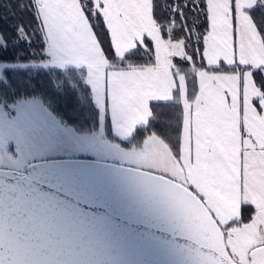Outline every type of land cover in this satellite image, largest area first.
<instances>
[{
    "label": "snow or ice",
    "instance_id": "snow-or-ice-1",
    "mask_svg": "<svg viewBox=\"0 0 264 264\" xmlns=\"http://www.w3.org/2000/svg\"><path fill=\"white\" fill-rule=\"evenodd\" d=\"M164 7V0H32L48 61L90 87L121 133L147 130L150 102L180 108L174 136L152 131L127 155L144 190L195 241L194 264H264V0L173 6L170 19L194 8L207 24L201 37L193 18L187 39L175 35L186 22H164ZM190 50L203 58L199 67ZM141 51L151 62L133 61ZM87 261L75 228L0 187V264Z\"/></svg>",
    "mask_w": 264,
    "mask_h": 264
},
{
    "label": "water",
    "instance_id": "water-1",
    "mask_svg": "<svg viewBox=\"0 0 264 264\" xmlns=\"http://www.w3.org/2000/svg\"><path fill=\"white\" fill-rule=\"evenodd\" d=\"M0 187L75 228L87 264H194L195 241L143 188L139 167L100 157L0 166Z\"/></svg>",
    "mask_w": 264,
    "mask_h": 264
},
{
    "label": "trees",
    "instance_id": "trees-1",
    "mask_svg": "<svg viewBox=\"0 0 264 264\" xmlns=\"http://www.w3.org/2000/svg\"><path fill=\"white\" fill-rule=\"evenodd\" d=\"M186 2L189 0H164L165 7L161 13L164 22L180 25L182 20L185 21L184 28L175 35L187 39L184 33L193 31L191 20L195 18L201 26L194 30L202 37L206 34L207 24L202 15L195 16L194 8L184 9L183 17L175 15L174 20L170 19L173 17V6ZM261 14H264V9H258V15ZM38 25L32 0H0V62L9 63L0 77V102L10 103L21 97L40 96L61 119L76 129L94 130L99 123V110L92 98L90 87L83 86L82 80L62 73L56 66L36 63L46 56L45 43L37 31ZM191 47L202 50L203 46L192 44ZM189 55H193L197 67L203 63V58L191 50ZM132 59L134 62H146L152 58L140 52ZM178 64H181L179 60ZM181 66L188 67V64L184 62ZM152 106L153 116L147 130L139 127L136 135L144 137L155 131L165 139L174 136L173 126L177 122L180 108L168 102H153ZM241 219L248 222L246 216L242 215Z\"/></svg>",
    "mask_w": 264,
    "mask_h": 264
},
{
    "label": "rangeland",
    "instance_id": "rangeland-1",
    "mask_svg": "<svg viewBox=\"0 0 264 264\" xmlns=\"http://www.w3.org/2000/svg\"><path fill=\"white\" fill-rule=\"evenodd\" d=\"M103 36L107 41L108 34L104 32ZM44 53L45 58L36 63L55 66L48 61L45 48ZM144 54L147 55V53ZM149 62L151 60L135 63L146 64ZM7 65L9 63L0 62V77ZM189 87L191 91V84ZM152 103L150 102V109L153 114ZM95 104L99 110L97 128L80 131L61 119L40 96L21 97L10 103L0 102V166L24 170L27 164L33 160L78 155L103 157L138 166L127 155V152L134 144L138 146L139 141L146 136L136 135L139 127L134 132L135 136L124 135L120 132L116 122L105 116L96 101Z\"/></svg>",
    "mask_w": 264,
    "mask_h": 264
}]
</instances>
